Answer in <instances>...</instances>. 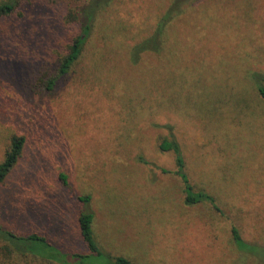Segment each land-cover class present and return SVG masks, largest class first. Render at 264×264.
Returning <instances> with one entry per match:
<instances>
[{
	"label": "rangeland",
	"instance_id": "374dc122",
	"mask_svg": "<svg viewBox=\"0 0 264 264\" xmlns=\"http://www.w3.org/2000/svg\"><path fill=\"white\" fill-rule=\"evenodd\" d=\"M83 3H24L0 17V163L11 136L26 138L0 185V227L87 254L78 225L86 208L104 257L76 264H264V253L238 250L231 231L264 247V0H112L48 91L41 79L79 28L67 13ZM176 3L161 50L133 62ZM172 136L191 183L224 215L184 204L175 154L160 149ZM60 173L91 201L73 196ZM19 246L0 235V264H60Z\"/></svg>",
	"mask_w": 264,
	"mask_h": 264
},
{
	"label": "trees",
	"instance_id": "16d2710c",
	"mask_svg": "<svg viewBox=\"0 0 264 264\" xmlns=\"http://www.w3.org/2000/svg\"><path fill=\"white\" fill-rule=\"evenodd\" d=\"M38 1H44L50 5L55 2V0H29L28 3V0H6L0 2V17L13 15L18 7L24 3L34 5ZM111 1L112 0H85V3H83L82 5H79L77 8L70 9L68 11L67 18L71 22L78 23L79 28L77 33L69 42L64 55L59 58L58 62L56 63V70L54 71V73L51 74L49 78L41 79L42 84L48 91L55 90V88L60 84L61 80L67 77L74 64L79 60L84 51L86 42L91 35L92 25L95 21V18L97 17L98 13ZM178 6L179 3L174 4L173 7L168 10L169 13L167 15L165 14L161 18L154 33L149 38L134 47L132 60L133 62H137L139 60V55L144 51L153 50L159 52L161 50V43L165 38L164 29L166 25L171 21V19L178 15ZM66 10H68V8H62L61 12ZM255 76L257 77L258 75ZM256 86L259 94L264 99V85L257 82ZM25 142L26 138L24 136H11L4 159L0 163V185L3 184L6 177L18 162L22 154ZM160 149L164 152L172 151L175 154L176 170L174 172L183 182L184 204L187 206H192L200 203H207L215 211H217L221 215H224L223 211L217 203L216 197L213 194L205 191L204 189H196V187L191 183L189 175L185 169V159L182 153L181 146L175 139V137L172 136L170 139L165 138L160 144ZM163 172L169 171L163 169ZM59 179L62 182V185L70 189L72 195L75 196L79 201L85 204H88L91 201L90 195H78L73 191L72 185L65 173H60ZM93 219L94 213L92 211L86 208H82L80 210L78 215L79 230L89 252L82 255L79 253L70 254L64 252L57 245L51 243L46 235L32 233L28 236H19L12 231L6 230L2 227H0V235L13 244H20L19 251L21 252H31L42 258L53 260L60 264H76L77 261L75 259L77 257H79L81 260L83 258L92 257L101 259L104 257L94 238L92 229ZM231 231L234 243L238 250L250 254H256V256L260 257L263 256L262 253H264V247H260L244 240L237 226H232ZM98 262H100V260ZM106 264L138 263L123 256H114L110 257Z\"/></svg>",
	"mask_w": 264,
	"mask_h": 264
}]
</instances>
